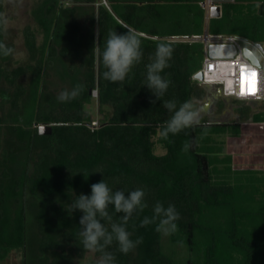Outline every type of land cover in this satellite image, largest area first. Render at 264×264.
<instances>
[{
  "label": "trees",
  "instance_id": "1",
  "mask_svg": "<svg viewBox=\"0 0 264 264\" xmlns=\"http://www.w3.org/2000/svg\"><path fill=\"white\" fill-rule=\"evenodd\" d=\"M105 1H43L34 17L44 29L45 46H38L36 32L26 24L28 63L5 67L12 57H0V264L15 246L23 264H76L75 258L87 255L76 238L81 213L65 208L73 195L88 194L90 184L102 178L96 170L113 187L146 188L148 207L141 217L151 214L156 200L173 203L180 213L177 232L167 237L153 225L140 227L141 217L130 220L132 238L141 236L142 243L128 254L117 252V264H264V147L244 154L241 135L259 129L264 113L245 124L204 121L164 141L158 126L168 113L159 100L152 103L155 98L141 84L143 62L158 40L168 38L173 56L165 71L171 84L162 99L202 96L193 75L202 67L204 45L175 39L204 32L202 0ZM77 3L89 9L85 26ZM207 25L212 34L264 42V0L225 2L221 16ZM125 28L143 33L144 61L125 81L108 82L101 75L98 49L109 29L123 33ZM81 29L87 41L80 47ZM0 39L15 48L4 26ZM68 55L66 73L82 88L77 98L60 103L47 96L48 68L53 59ZM94 88L99 105L112 108L97 127H91L84 108ZM40 124L52 125V133L40 135ZM226 127L234 129V139L242 136L230 152L212 140ZM193 139L192 148L182 151L183 143ZM157 146L164 152L157 154ZM78 171L89 173L87 179Z\"/></svg>",
  "mask_w": 264,
  "mask_h": 264
},
{
  "label": "clouds",
  "instance_id": "2",
  "mask_svg": "<svg viewBox=\"0 0 264 264\" xmlns=\"http://www.w3.org/2000/svg\"><path fill=\"white\" fill-rule=\"evenodd\" d=\"M7 21L0 18V31ZM123 33H118L115 29H109L103 39L102 49H98L100 63L103 66L102 78L108 82H123L130 77L135 65L144 61L142 48V32L131 28ZM24 53L6 44L0 39V57L23 58ZM173 56V45L168 38H161L155 43L154 51L149 54L143 62V79L141 84L146 86L155 98L152 103L159 100L162 107L168 113L166 119L158 126V136L169 141V137L192 129L202 124L198 100L189 98L177 100L175 97L162 99L169 89L171 79L169 73L165 71L169 67ZM244 59L239 67V94L246 95L255 91L256 72L264 69L261 61H264V52L244 47L241 50ZM216 76L218 81H223L231 72L228 64H217ZM199 72L195 76H199ZM229 88L233 85L232 79H226ZM82 86L74 84L71 88L61 89L56 100L60 103L70 102L80 95ZM201 135H206L202 132ZM170 142V141H169ZM193 141H187L182 145V151H189L193 146ZM79 172V171H78ZM90 184L88 194L80 193L73 195V198L65 208L68 213L78 210L81 215L78 221L76 238L79 246L85 255L76 259V264H117L116 253L128 254L142 243V237L132 238V233L128 230L130 220L141 217V213L148 207L145 200L146 188L137 186L128 189H120L111 186L104 178ZM82 173V172H79ZM83 174V173H82ZM87 176L83 174L84 178ZM180 213L176 206L169 202L166 205L156 200L151 206V214L143 215L139 219V226L153 225L154 231L159 235L167 237L173 235L178 230L177 221Z\"/></svg>",
  "mask_w": 264,
  "mask_h": 264
},
{
  "label": "rangeland",
  "instance_id": "3",
  "mask_svg": "<svg viewBox=\"0 0 264 264\" xmlns=\"http://www.w3.org/2000/svg\"><path fill=\"white\" fill-rule=\"evenodd\" d=\"M45 0H3V19L7 21L6 25H4V29L7 32V36L9 39L13 40L15 44V49L18 51H22L24 53L23 58H11L10 60H5L4 66L5 67H16L21 64H27L28 58L27 53L24 48L23 44V35H22V29L26 24H30L34 31L37 34L38 38V45L40 47H43L46 42V37L44 33V29L38 22L36 21L34 17V9L37 7V5L41 4ZM103 3H105V0H98ZM230 2V1H229ZM225 2L222 3V5ZM77 5L82 6V8L79 9V17L84 22L85 26V17L89 15V9L85 8L83 9L84 4L77 3ZM87 6V5H86ZM89 7V6H87ZM209 22V21H208ZM79 38V46L81 47L86 41H87V34L85 29H81L78 34ZM68 45L69 42H68ZM205 54H203V60H204ZM71 58L68 55L65 58L60 59H53L52 65L48 68L49 71V79H47V84L49 85V90L47 92V96H53L56 97L57 93L62 88H71L75 83L73 81V76L66 73V68L68 64L70 63ZM264 65V61H261ZM27 81H30V75L26 77ZM194 84L198 87H203L201 83L197 80H194ZM204 91L205 88L203 87ZM198 105L200 108V116L202 122H206L207 120H227L233 118L231 114H227L224 116L219 115V113H214L215 108L213 107V103H211V108L209 110L206 106L207 103L214 102V97L211 92H205V94L201 98H197ZM236 104L242 105L244 102L242 101H236ZM237 106V105H236ZM242 107H246L249 110H264V102L261 103V105L257 104H247L242 105ZM85 111L90 115L91 117V127H92V121H97V126L100 125V123L104 120H106L112 113V108L108 105L100 106L98 102V95L95 96L91 93V101L84 106ZM261 113H264L262 111ZM242 136L240 135V138H233V134L226 135L223 132L220 133H214L212 135V140L216 143H231L240 141ZM244 144V150L246 153L254 152L259 148L261 144H264V129H258L257 131L254 129L250 132H246L245 137V143ZM155 152L157 154L163 153L164 150L157 146ZM20 169L19 167H17ZM17 175V173H16ZM11 208V218H15V207L12 205ZM13 240H15L13 238ZM90 255V254H87ZM1 264H23L22 260V253L19 248L16 246L10 251L8 257L2 261Z\"/></svg>",
  "mask_w": 264,
  "mask_h": 264
},
{
  "label": "built area",
  "instance_id": "4",
  "mask_svg": "<svg viewBox=\"0 0 264 264\" xmlns=\"http://www.w3.org/2000/svg\"><path fill=\"white\" fill-rule=\"evenodd\" d=\"M234 0H202L200 2L201 6L205 10V20L206 25L204 32L201 35H190L184 37H177V40L183 41H201L204 45V60L200 70L202 72L203 78L201 80L194 77L193 78L199 81L202 85H216L221 89V92L224 96L239 100L251 102L255 101L258 103L264 102V69H259L256 72V86L254 92H249L244 96L239 94V67L243 66L241 61L244 57L241 56V50L244 47H247L250 51L253 49L260 50L264 52V42H257L246 37L237 35V34H212L208 31V21L211 18L210 12L213 6H220L222 12V3L229 2ZM106 3V1H105ZM211 44H225L233 45L236 48V54L234 56H211L209 53V46ZM262 63V62H261ZM217 64H228L231 66V72L223 81H218L216 76L219 74L217 72ZM263 65V64H262ZM226 79H232L233 85L229 88L226 84ZM91 93L95 96L98 95V89L94 88L91 90ZM97 125V121H92V127ZM259 129H264V121ZM244 145V144H243ZM264 147V144H262ZM259 149L254 152L246 153V155L251 153L258 152ZM245 154V153H244Z\"/></svg>",
  "mask_w": 264,
  "mask_h": 264
},
{
  "label": "crops",
  "instance_id": "5",
  "mask_svg": "<svg viewBox=\"0 0 264 264\" xmlns=\"http://www.w3.org/2000/svg\"><path fill=\"white\" fill-rule=\"evenodd\" d=\"M36 36H37V34H36ZM175 39L177 40V38H175ZM12 42H13V40H12ZM37 43H38V38H37ZM23 44H24V38H23ZM45 44H46V42H45ZM14 46H15V44H14ZM24 48H25V46H24ZM202 86L205 88V91L202 94V96L205 94V92H207V93L208 92H211L213 94L214 99H215L214 102H211L210 101L209 103L206 104V106L208 107L207 110H209L211 108V103H213V107L215 108V111H216L214 113H217V114L219 113V115H221V116H224V115H227V114L230 113L232 117L234 116L233 118L227 119V120H219V119L207 120L206 123H208V124H236V123L245 124V123L251 122L253 120L254 115H256L257 113H261L262 111H264L262 109H259V110H253V109L252 110H249L246 107H242V105H247V104H252V105L257 104V105H261V103H258V102H255V101H251V102L242 101V102H244V104H242L240 106V105L236 104V101H237L236 99H233V98L224 96L222 94V92H221V89L218 86H216V85H206V86L205 85H202ZM254 129L255 128H250V129L244 130L241 133V135L243 136V140H242L243 142H242V144L245 143L246 132H250V131H252ZM223 133H225L226 135H230L232 133L233 134V137H234V129L231 128V127H226V130ZM235 143L236 142H233V141L231 143L230 142L229 143H224L226 152H230L231 151V147H235L234 146ZM242 146H243V149H244V145H242ZM261 147H262V144L259 146L258 149H260ZM243 153L246 154L245 150H244Z\"/></svg>",
  "mask_w": 264,
  "mask_h": 264
},
{
  "label": "water",
  "instance_id": "6",
  "mask_svg": "<svg viewBox=\"0 0 264 264\" xmlns=\"http://www.w3.org/2000/svg\"><path fill=\"white\" fill-rule=\"evenodd\" d=\"M210 16L211 17H220L221 16V10H220V6H213L210 12ZM209 53L211 56L215 57V56H234L236 54V48L233 45H225V44H211L209 46ZM199 72V76H195L194 77L201 80L203 78L202 72L201 71H197ZM205 85V84H204ZM206 86V85H205ZM255 130L257 131L258 128H255ZM38 133L40 135H49L52 133V125L50 124H40L38 126Z\"/></svg>",
  "mask_w": 264,
  "mask_h": 264
}]
</instances>
